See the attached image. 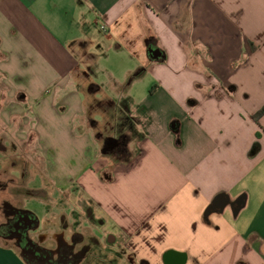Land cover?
Returning <instances> with one entry per match:
<instances>
[{"label": "crops", "instance_id": "1", "mask_svg": "<svg viewBox=\"0 0 264 264\" xmlns=\"http://www.w3.org/2000/svg\"><path fill=\"white\" fill-rule=\"evenodd\" d=\"M110 56L129 79L119 101L85 84ZM149 77L152 102L135 106ZM263 107L264 0H0V226L13 207L39 220L24 199L56 206L69 190L55 171H76V204L131 264H264ZM219 196L234 206L206 216ZM0 264H27L13 238L0 236Z\"/></svg>", "mask_w": 264, "mask_h": 264}, {"label": "rangeland", "instance_id": "2", "mask_svg": "<svg viewBox=\"0 0 264 264\" xmlns=\"http://www.w3.org/2000/svg\"><path fill=\"white\" fill-rule=\"evenodd\" d=\"M105 62V63H104ZM101 64L98 68L97 76L94 73L90 74L89 78L85 80V84L89 87V83L91 80L99 82L103 85L104 91L102 92H94L92 97L97 99H105L107 97L115 98L118 101L123 98L122 95H116L113 93V85L115 82H120L121 84L127 85L129 79L128 77H124L121 74H117L116 77H112L110 75V66H120L121 60H115L113 57H107L106 60ZM78 72H72L71 78H76ZM76 75V77H75ZM95 79V80H94ZM128 79V80H127ZM147 81V82H145ZM88 83V84H87ZM141 86H139L138 93L136 99L134 98V103L136 106V102H140L143 98L142 102L151 103L149 100V93L153 90L155 85H159V83L152 78H146L139 82ZM146 83V85H145ZM150 89H149V88ZM124 94V93H123ZM82 96V93H81ZM84 97H89L85 96ZM147 100V101H146ZM122 102V101H121ZM127 104V100L123 101ZM155 102V101H154ZM127 114L126 111H122ZM122 112H119L122 114ZM66 127V126H65ZM66 137L64 142L61 144L62 148L65 149L64 153L66 159L64 160L65 164H72V161L69 159V154L67 153L68 149L77 148V140L74 138V134L71 133L70 128L65 129ZM73 132V131H72ZM134 145V146H133ZM135 144H132V148H135ZM24 144L16 145V150L19 152L24 151ZM76 146V147H75ZM123 147V146H122ZM103 151H106L108 155L116 157V159H121L123 154H126L125 149L115 150V151H107L105 150V144L103 146ZM126 152V153H125ZM80 171L79 173H82ZM55 176L61 179L60 186L65 189H68L69 192H64L65 195L60 196L58 199L57 205L54 207H50L51 205L44 203L38 199H33L30 197H26L24 199V203L26 204V208L33 212H36L40 221L46 216L47 219L44 220V228L41 227L40 233L37 232L36 240L42 246H45L49 249H55L57 242L60 238L63 239L66 243H71L73 238H76L79 242V245L76 248V253L82 251L84 253V257L86 256V260L81 264H94L96 261L101 264H131L130 258H124L125 249L120 247L121 245L116 246L118 240L114 237L112 239V243L109 242V237L99 236L100 225L98 223L93 224L92 218L90 215V210L87 208H81L76 204L74 189H76V185L74 183L79 182V175L76 171H55ZM41 178L38 177L34 183L31 184V188L39 189L41 187ZM74 185V186H73ZM81 189V195L86 199L92 201L91 194L89 193V186L87 182L82 181L79 185ZM23 190V188H20ZM20 193V191L18 192ZM48 192L42 191L43 195H47ZM95 228L98 230L97 233L94 232ZM103 235V234H102ZM122 262V263H121Z\"/></svg>", "mask_w": 264, "mask_h": 264}, {"label": "flooded vegetation", "instance_id": "3", "mask_svg": "<svg viewBox=\"0 0 264 264\" xmlns=\"http://www.w3.org/2000/svg\"><path fill=\"white\" fill-rule=\"evenodd\" d=\"M122 141H107L105 150L124 149ZM0 185V192L4 189ZM8 204L4 203V206ZM12 217L0 226L2 238H13L15 247L22 253L27 264H81L86 260L82 251L76 253L79 242L73 238L71 243L59 239L55 249H49L37 242L36 234L41 229V223L32 214L21 207H13Z\"/></svg>", "mask_w": 264, "mask_h": 264}, {"label": "water", "instance_id": "4", "mask_svg": "<svg viewBox=\"0 0 264 264\" xmlns=\"http://www.w3.org/2000/svg\"><path fill=\"white\" fill-rule=\"evenodd\" d=\"M151 52H152V57L154 58V59H159L160 57H161V52H160V50H151ZM104 152H106V151H104ZM231 205L232 207L234 206V204H232V203H229V201L228 202H225L224 201V199H223V196H219V197H217L216 199H215V201L212 203V205L207 209V211H206V216H209L210 214H212V213H214V212H217V211H222V210H224V208L226 207V206H228V205ZM236 204H238V209L236 210V211H234V213L235 214H238V212L240 211V209L243 207V204L244 203H242V200L240 199V200H238L237 202H236ZM38 220V219H37ZM39 221V220H38Z\"/></svg>", "mask_w": 264, "mask_h": 264}, {"label": "trees", "instance_id": "5", "mask_svg": "<svg viewBox=\"0 0 264 264\" xmlns=\"http://www.w3.org/2000/svg\"><path fill=\"white\" fill-rule=\"evenodd\" d=\"M136 76H139V74L136 75ZM262 117H264V107H263L261 110H259V111L253 116V119H254V121H255L257 124H259V122H260V120L262 119ZM257 137L260 138V134H259V133L257 134ZM259 150H260V143L257 142V143H255V145L253 146V148H252V150H251V154H253V155H254V154H257Z\"/></svg>", "mask_w": 264, "mask_h": 264}, {"label": "built area", "instance_id": "6", "mask_svg": "<svg viewBox=\"0 0 264 264\" xmlns=\"http://www.w3.org/2000/svg\"><path fill=\"white\" fill-rule=\"evenodd\" d=\"M102 29H103V30H105V29H106V27H105V26H102Z\"/></svg>", "mask_w": 264, "mask_h": 264}]
</instances>
